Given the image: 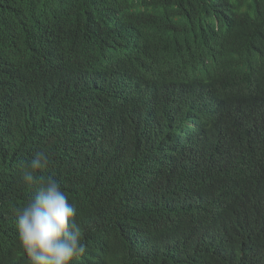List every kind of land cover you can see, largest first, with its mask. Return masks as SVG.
Masks as SVG:
<instances>
[{
	"label": "trees",
	"instance_id": "1",
	"mask_svg": "<svg viewBox=\"0 0 264 264\" xmlns=\"http://www.w3.org/2000/svg\"><path fill=\"white\" fill-rule=\"evenodd\" d=\"M83 1L0 0V264H28L16 210L38 151L77 209L74 264H264V60L246 52L264 0ZM171 2L163 42L147 11ZM214 14L252 24L226 54L181 51Z\"/></svg>",
	"mask_w": 264,
	"mask_h": 264
},
{
	"label": "clouds",
	"instance_id": "2",
	"mask_svg": "<svg viewBox=\"0 0 264 264\" xmlns=\"http://www.w3.org/2000/svg\"><path fill=\"white\" fill-rule=\"evenodd\" d=\"M180 8L178 3L171 2L161 6L157 11H147L152 18L162 24L170 21L168 31L163 33V42L170 37L176 25ZM79 13H82L81 7L67 6L64 14L68 26L80 21ZM232 18L220 14L208 17V20L204 21V27L216 35L211 33L210 37L204 39L201 34L197 38L176 37L179 38L180 50L191 47L190 51L183 52L195 56L204 55L206 53L204 49L209 50V53H228L231 47L241 41L246 25L252 24L250 22L232 24ZM60 29L61 24L58 26V30ZM250 39L246 52L264 60V23L256 26ZM199 41H204L206 45L202 46ZM260 75L264 76V70ZM48 163V156L38 151L20 167L21 182L25 185L39 184V187L35 194L16 210L15 227L18 242L28 264H74L86 252L83 243L84 232L75 219L77 209L69 202L60 182L52 177L45 180L38 177V172L46 168Z\"/></svg>",
	"mask_w": 264,
	"mask_h": 264
},
{
	"label": "bare ground",
	"instance_id": "3",
	"mask_svg": "<svg viewBox=\"0 0 264 264\" xmlns=\"http://www.w3.org/2000/svg\"><path fill=\"white\" fill-rule=\"evenodd\" d=\"M108 15V14H107Z\"/></svg>",
	"mask_w": 264,
	"mask_h": 264
}]
</instances>
